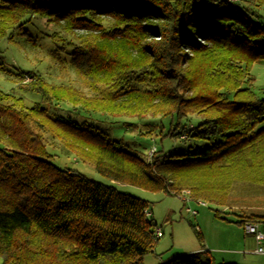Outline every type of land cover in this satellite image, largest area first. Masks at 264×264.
Masks as SVG:
<instances>
[{
	"label": "trees",
	"instance_id": "1",
	"mask_svg": "<svg viewBox=\"0 0 264 264\" xmlns=\"http://www.w3.org/2000/svg\"><path fill=\"white\" fill-rule=\"evenodd\" d=\"M43 19L59 40L51 55L91 93L0 62V74L18 75L11 90L0 88V264H145L159 240L147 200L58 167L46 132L116 182L189 190L223 207L241 202L239 186L264 194V97L251 73L264 60V0H0V40L19 31L30 41L26 27ZM20 92L40 100L28 105ZM85 113L174 118L162 137L189 149L156 147L147 160L71 117ZM216 215L264 225V211ZM162 264L215 263L205 249Z\"/></svg>",
	"mask_w": 264,
	"mask_h": 264
},
{
	"label": "rangeland",
	"instance_id": "2",
	"mask_svg": "<svg viewBox=\"0 0 264 264\" xmlns=\"http://www.w3.org/2000/svg\"><path fill=\"white\" fill-rule=\"evenodd\" d=\"M26 28L33 36L30 41L26 34L19 31L15 32L12 38L6 37L0 40V62H3L8 69L13 71L20 72V69L39 70L51 82L70 83L90 94L89 87L86 86L74 69L59 64V58H53L51 55V51L55 50L54 53L59 56V40L54 39L53 41L47 35L48 32L53 31V24L43 19L38 20L36 27ZM60 50L62 49L60 48ZM64 56L66 54L63 53ZM251 73L255 78L252 88L264 97V60L253 62ZM26 77L27 80H30L28 75ZM17 82L18 75L11 76L8 79L5 75L0 74V88L3 90H11ZM19 94L26 98L28 105L40 100L39 95L22 92ZM69 107V105H56L55 108H51V111L69 116L70 114L66 111ZM71 117L79 122L87 121L89 124L98 126L109 137L121 141L127 149L136 152L147 160L151 159L156 147L162 149L165 154L185 152L189 149V144L184 143L182 140H175L168 135L162 137L164 133L167 134L169 130L175 127L177 120L174 118L153 115L97 113L71 114ZM151 125H156V129L153 130L154 127ZM141 131H148V133L141 134ZM45 136L47 147L53 154L52 161L58 167L76 169L89 178L107 184H114L120 191L141 197L149 202L153 218L163 231V235L159 237L154 251L146 254L145 264H161L163 260L178 256L176 253H192L189 251L198 246L208 248L206 246L208 240L214 239L218 233L234 232L236 230L235 226H240L244 230V225L229 222L217 216L216 211H220L223 217L230 219L237 218V213L241 217H246L264 211V194L248 191L243 189V186H239L235 191V197L240 199L241 202L235 203L231 207H223L207 201H204L205 204L195 200L185 202L181 197L168 195L164 191H151L139 186L113 181L101 174L92 164L77 159L76 155L60 139L52 137L49 132H46ZM204 144L201 143V145ZM188 207L198 211V214L194 215L188 211ZM185 250L187 251L185 252ZM214 263L220 264L221 262L214 261Z\"/></svg>",
	"mask_w": 264,
	"mask_h": 264
},
{
	"label": "crops",
	"instance_id": "3",
	"mask_svg": "<svg viewBox=\"0 0 264 264\" xmlns=\"http://www.w3.org/2000/svg\"><path fill=\"white\" fill-rule=\"evenodd\" d=\"M235 227L236 230H234V232L218 233L214 239L210 241L208 240L206 242L208 248L205 246H198L191 249L189 252H197L205 249L210 250L213 260L221 263L236 262L238 264H264V253L257 251L258 243L254 235L247 233L245 228L243 230L240 226ZM259 227L264 231V225L260 224ZM186 251L187 250H185V252ZM176 254L181 255L185 253ZM167 260L168 259L163 260L162 263Z\"/></svg>",
	"mask_w": 264,
	"mask_h": 264
},
{
	"label": "built area",
	"instance_id": "4",
	"mask_svg": "<svg viewBox=\"0 0 264 264\" xmlns=\"http://www.w3.org/2000/svg\"><path fill=\"white\" fill-rule=\"evenodd\" d=\"M232 1H234V0H232ZM179 197H181V199H183L185 202L194 201L190 197V191L189 190H185L183 193H181V195H179ZM198 202H200V203L202 202L203 204H205L204 201H198ZM187 210L190 211L191 213H193L194 215L198 214V211L192 209L191 207H188ZM145 211L148 215L150 214L149 210L146 209ZM244 228H245L247 233L254 235V237L258 243L257 251L260 253H264V231H262L260 229L259 224L246 222L244 224ZM162 235H163V231L161 230L160 227H158L156 229V236L161 237Z\"/></svg>",
	"mask_w": 264,
	"mask_h": 264
}]
</instances>
